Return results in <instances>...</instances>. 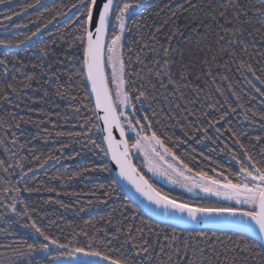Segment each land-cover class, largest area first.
Segmentation results:
<instances>
[{"label":"trees","instance_id":"16d2710c","mask_svg":"<svg viewBox=\"0 0 264 264\" xmlns=\"http://www.w3.org/2000/svg\"><path fill=\"white\" fill-rule=\"evenodd\" d=\"M76 2L77 0H40L35 8L29 9L20 17H13L12 23L27 24L26 28L12 27L9 21L3 19V16L10 14V10L19 11L27 3L35 4L36 0H12L7 6L0 5V39L22 40L25 35H31L32 32L40 29L31 41H26L19 47L0 48V61H6L10 71V75L6 78L7 82L16 83L20 88L19 92L11 94L10 103L0 101V122H5L4 127H0V141H3L0 143V160L6 161V166L11 165L9 173L0 168V212L5 211V204L12 203L13 197L21 201L16 205L18 211L24 212L27 208V216L19 217L20 224L13 226L11 235L0 234V243L8 244L25 240L28 243L42 241V237H39L33 230L22 226L32 223V220L27 218L31 216L39 227L50 235L58 237L62 243L68 244L67 250H59L65 254L75 247H84L86 251L99 250L114 257H118L121 252L134 255L131 243H124V236H121L119 241H113L111 245L100 243V241L111 239L117 227L121 226L118 223L121 221L125 227L128 224L133 225V234H137L135 229L142 227L145 223L150 225L151 231L145 228V238L149 243L157 239L154 233H159V240L163 242L164 235H170L173 226L160 223L145 214L124 194L117 183L113 184L115 179L107 158L101 151L104 147L98 130V122L93 115V102L91 99L89 103L90 94L85 76L79 71L82 68L83 49L79 44L78 24L70 22L67 16L59 14L64 12L72 16L75 12L72 4ZM239 2L245 6L248 4V0H239ZM141 3L144 7L134 10V14L127 19L129 30L125 31L122 41L126 58L127 55H131L133 68L135 71H140L141 67L135 64L137 56L141 58L146 56L147 61L150 62L154 58V53L149 50L150 48L158 49L161 45L171 47L173 61L171 70L174 74H178L181 70L186 72L190 83V87L186 90L187 100L195 101V103L188 102L187 111H185V102L177 101L182 107L172 113L176 117L175 120H164L168 125L164 131L172 136L173 141L177 137L187 141L174 151L189 163V166L193 168L192 173L203 170L208 173L209 177L220 175L221 172L227 176L229 172L238 169L237 161L241 159L242 152L232 132L247 133L241 136V142L248 148L252 147L257 136L264 138L262 122L258 117L245 119L243 111L238 106L239 102L228 87L231 83L232 89L240 92L241 95L244 93L256 95L254 100H248L246 96L245 103L257 111H264V104L261 103V99L264 98L259 97L249 88L244 76L260 86L258 81L250 73L242 74L238 70V60L236 63H230L226 69L224 65L228 62V57L221 59L217 56L216 60L212 59L214 55H217V49L221 45H226L227 39L231 38L232 26L221 27L212 21L211 12L201 9V0H141ZM203 3L207 5L208 0H203ZM221 3H227V0H213L212 6L216 8ZM193 4L197 7H191ZM228 11L232 12L233 9L229 8ZM173 13L176 15L174 16ZM193 15L197 17L196 20L192 19ZM75 20L76 17L72 16V21ZM200 20H204L205 24L201 25ZM113 22L117 23L114 18ZM222 24L221 20L220 25ZM255 26L260 27L259 24ZM156 28H160V32H156ZM249 31H251L250 28ZM173 32L176 35L169 43L167 37ZM152 34L155 35L154 40L151 38ZM220 36H224L225 39L220 40ZM134 41L138 42L134 43ZM243 41L248 45V50L247 53L241 52L242 45L237 44L238 58L251 63L257 69V75H261L259 69L264 67V56L261 55L264 53V34L252 32L249 35L245 32ZM41 49L46 50L48 55L45 56ZM42 59L46 65V70L43 72L40 68L32 67ZM205 59L209 61L207 65L203 63ZM20 61H23L25 67L20 68ZM48 65L51 67L47 68ZM149 66H151L150 63ZM17 68H20V71H17ZM209 69L213 73L212 76L207 75ZM0 72H3L2 66H0ZM53 72L57 75L53 76ZM26 75H34L36 79L27 81ZM224 75H228L230 81H222L221 77ZM4 82V78H0V85ZM26 84L31 86L24 87ZM57 85L63 86L60 91L66 95L63 97L56 95ZM197 85L203 89L199 95L193 91ZM217 87L223 90V95L216 91ZM45 91L48 92L47 96L44 95ZM166 94L170 99H175L172 97V86H169ZM72 96L77 97L78 101L72 100ZM226 98L229 104L236 108V111H231L229 105L224 104ZM217 101H219L217 104L219 111L208 107L209 104H216ZM15 104H20V108H15ZM137 107L141 106L137 104ZM75 108H80V112L76 113ZM144 108L146 111H141L138 115L151 116L153 109L160 111L161 103L154 102L150 108L145 104ZM188 112H193L194 115H189ZM224 113L226 115L221 119ZM17 123L19 124L18 129L15 128ZM9 125L12 126L10 130H8ZM156 127L159 128V125ZM203 129H207V132L205 133ZM216 129L220 131L217 132ZM13 131L16 133L15 144L11 142ZM57 132H84L86 135L81 137L57 136ZM130 135L134 136V133ZM91 140H95L100 147L94 148ZM62 144H67L68 147L61 148ZM171 144L172 141L169 142V146ZM29 149H34V151H29ZM131 154L134 164L143 176L163 193L178 198V202L230 204L223 200L193 196L158 180L150 179L143 168L142 160L134 156L132 151ZM50 155L61 158L48 160ZM69 156L75 158L69 159ZM44 163H47L44 168L20 180L21 171L27 173L29 168L36 169ZM101 164H106L109 170L95 171L80 176L72 175L81 168L96 167ZM8 181H11V184ZM12 184L20 189L19 193L5 191L11 188ZM100 185H105V188H101ZM25 187L39 189V191L28 192L24 190ZM109 190L111 191L110 196L105 194ZM101 201H106V203H101ZM62 204L68 207H62ZM109 213H112L111 223H109ZM9 215L14 214L9 213ZM133 216L136 219L133 220ZM3 227L6 225L0 223V228ZM180 229L185 228L177 227V233L181 237L187 236L188 232L193 230L186 229L187 231L181 232ZM203 230L209 232L211 237L209 244H215L217 248L221 241L228 242L229 238L244 239L248 243L257 242L251 236L238 232ZM0 254L11 255V250L0 248ZM163 258L167 259V257ZM34 259L39 261L46 257L43 253H37ZM172 261L176 264L175 255ZM137 264H140V258H137ZM213 264H215L214 258Z\"/></svg>","mask_w":264,"mask_h":264},{"label":"snow or ice","instance_id":"6c2138e0","mask_svg":"<svg viewBox=\"0 0 264 264\" xmlns=\"http://www.w3.org/2000/svg\"><path fill=\"white\" fill-rule=\"evenodd\" d=\"M11 2L12 0H0V5L7 6ZM39 3L40 0H36L35 4L27 3L23 5L19 11L10 10V14L4 15L3 19L9 21L14 28H26L27 24L12 23L13 17H20L22 14L27 13L29 9L35 8ZM212 5L213 0H208L207 5L201 0L200 7L209 10L212 21L219 26H232L231 38L227 39L226 45H221L217 49V55H214L212 59L216 60L217 56L221 59L228 57L229 60L224 65L226 69L230 63H236L238 60V70L242 74L244 72L250 73L260 85L257 86L253 80L244 76L249 88L259 97L264 98V67L259 69L261 75H257V69L251 63L238 58L236 51V45L240 44L242 45L240 51L247 53L248 45L243 41L245 32H248L249 35L252 32L264 34V0H255V2L248 0L246 6L242 5L239 0H227V3H221L216 8H213ZM143 7L141 0H77L76 3L72 4V9H75L72 14L76 17L75 21H72V16H68L67 13L61 12L59 14L67 16L70 22L78 24L77 31L80 33L78 39L83 49L82 68L79 71L80 74L85 75L86 81L91 86V94L95 98L93 115L96 121L103 122L98 130L105 134L102 139L107 143V148H102L101 151L105 156L111 154V159L115 161L119 168L120 177L132 184L136 192L140 193L151 205H154V211L161 212L164 217L174 221L176 226L172 227L170 235H164L163 242L159 240L160 234L154 233L157 239L149 243L148 239L145 238V228L151 231L150 225L145 223L142 227L135 229L137 234H133V225L128 224L125 227L121 221L118 222L121 226L117 227L116 233L112 235L111 239L102 240L100 243L111 245L113 241H119L121 236H124V243H131L134 255L121 252L118 257H114L99 250L86 251L84 247H75L66 256L65 252L59 250H67L68 244L62 243L58 237L50 235L39 227L31 216H28L27 218L32 220V223L30 225L23 224L22 226L33 230L39 237H42V241L28 243L25 240L13 241L8 244L0 243V248L11 250V255L4 256L0 254V264H53L54 261H59L62 258L79 261L81 255L84 257H98L106 264H137V258H140V264H173V255L177 257L176 264H213V258L215 264H264V138L257 136L252 147L248 148L241 142V136H245L247 133L233 131L232 135L242 149L241 159L237 161L238 169L229 172L227 176L221 172L222 179L211 178L203 170L195 173L196 176L200 177V181L193 180L192 186L188 187L189 192H192L194 188H200L208 195L217 198L222 197L223 200L232 202L230 204L178 202V198L163 193L162 190L145 179L143 175H139L129 160L132 149L143 152L146 159L149 156H155L162 161L170 160L171 162L167 163V170L164 172L156 167H150L149 170L166 178L175 175L177 179L170 180L173 184L180 183L179 178L181 177H184L187 181L185 171L188 173L193 172V168L189 166V163L174 151V149L186 144L187 141L179 137L173 141L172 136L164 131L168 127L164 120H175L176 117L172 113L182 107L181 103L177 101L185 102V111H187L186 105L188 102L195 103V101L187 100L186 90L190 87L188 75L183 70L178 74L172 72L171 65L173 61L170 46L161 45L158 49L155 47L150 48L149 50L154 53V58L150 62L147 61L146 56L144 58L137 56L135 64L141 67L140 71H135L131 55H127L126 58L123 51L122 37L125 31L129 30L127 19L134 14V9H142ZM191 7L196 8L197 5L193 4ZM229 8H232L233 11L229 12ZM173 15L175 16L176 13H173ZM113 18L118 24L113 22ZM192 19L196 20L197 17L193 15ZM221 20L223 21L222 25H220ZM199 23L204 25L205 21L200 20ZM255 24H259L260 27H256ZM206 26L210 27V25ZM117 27L119 30L115 31L114 29ZM249 28L251 31H249ZM160 30V28H156V32H160ZM39 31L38 28L31 35H25L22 40L0 39V45L5 48L19 47L26 41H31ZM175 35L176 33L173 32L167 37L169 43ZM151 38L154 40L155 35L152 34ZM219 39L224 40L225 37L220 36ZM137 42L134 41V43ZM41 51H44L45 56L48 55L46 50L41 49ZM129 52H131V49H129ZM261 55L264 56V53H261ZM19 63L20 68L25 67L23 61ZM149 63L151 66H149ZM203 63L207 65L209 61L205 59ZM0 66L3 67L0 78H4L5 81L0 85V101L10 103L11 94L19 92L20 88L16 83L7 82L6 78L10 75L7 62L0 61ZM32 67L40 68L42 72L46 70L43 59L38 64L32 65ZM50 67V65L47 66V68ZM20 68L16 70L20 71ZM52 75L56 76L57 74L53 72ZM207 75H213L210 69L207 71ZM25 79L33 81L36 78L34 75H26ZM13 80H15L14 76ZM221 80L230 81V77L224 75ZM215 82V79H213V83ZM30 86V84L24 85V87ZM169 86H172V97L175 99H170L166 94ZM61 87L63 86L57 85L56 95L63 97L66 93L60 91ZM228 87L239 102L238 106L243 111L245 119L258 117L262 122L261 127H264V111H257L245 103L246 96L248 100H254L256 95L250 93L241 95L240 92L232 89L231 83ZM193 91L199 95L203 89L197 85ZM216 91L223 95V90L220 87H217ZM44 95L47 96L48 92L45 91ZM71 99L78 101L75 96H72ZM154 102L161 103L160 111L153 109L151 116L138 115L141 111H146L145 104L150 108ZM89 103H91V97H89ZM261 103L264 104V99H261ZM137 104L141 107L138 108ZM217 104H219V101L216 104H209L208 107L219 111ZM224 104H228L231 111H236V108L229 104L227 98L224 100ZM14 107L20 108V104H15ZM220 107H223V105H220ZM74 111L79 113L80 108H75ZM188 114L194 115L193 112H188ZM224 115L226 113L221 115V119ZM13 119H15L14 116ZM89 122L91 121L89 120ZM4 124L5 122H0V127H4ZM157 125H159V128L156 127ZM11 127L9 125L8 130ZM15 128H19L18 123L15 124ZM197 131H200V129H197ZM203 131L206 133L207 129H203ZM216 131L219 132L220 130L216 129ZM115 133L119 134V139ZM131 133H134V136L130 135ZM11 135L13 137L11 142L15 144L16 133L13 131ZM56 135L81 137L85 136L86 133L57 132ZM170 141H172L171 146H169ZM90 142L94 148L100 147L95 140ZM0 143H3V141H0ZM66 147H68L67 144L61 145V148ZM29 151H34V149H29ZM76 155H80V153H76ZM13 156H15V153H13ZM60 158V156L50 155L47 159L59 160ZM68 158L74 159L75 157L69 156ZM36 159L39 158L36 157ZM10 167L11 165L6 166V161L0 160V168L4 172L9 173ZM40 167H43V164ZM108 170L106 164H101L96 167L81 168L72 175L80 176L95 171L105 172ZM32 171L34 170L28 169V172ZM26 176L27 173L21 171L20 180H24ZM8 183L11 184V181H8ZM115 183L116 181H113V184ZM184 186L187 187L186 182ZM100 187L105 188V185H100ZM24 190L28 192L39 191V189L29 187H25ZM5 191L19 193L20 189L12 184L11 188H7ZM49 191H52V189H49ZM72 194L77 195L76 193ZM92 194L95 195V193ZM105 194L110 196L111 191L109 190ZM17 203H21V201L17 197H13L12 203L5 204V211L0 212V223L6 225V227L0 228V234L11 235L13 226L20 224L19 217L27 216V208L24 212H20L17 210ZM101 203H106V201H101ZM61 206L68 207V205L63 204ZM9 213L14 215H9ZM111 219L112 213H109V223H111ZM132 219L134 220L136 217L133 216ZM187 223L228 225L239 228L244 233H256L259 240L255 243H248L244 239L232 240L229 238L228 242L221 241L219 248H217L215 244H209L211 237L209 232L203 229L198 231L193 229L184 237L178 235L177 226ZM180 231L187 230L180 229ZM105 235L107 234L105 233ZM89 249H91V245H89ZM37 253H43L46 259L39 261L34 259ZM73 253L76 255L73 256ZM163 257H167V259ZM79 264H89V261H79Z\"/></svg>","mask_w":264,"mask_h":264},{"label":"water","instance_id":"95a60500","mask_svg":"<svg viewBox=\"0 0 264 264\" xmlns=\"http://www.w3.org/2000/svg\"><path fill=\"white\" fill-rule=\"evenodd\" d=\"M0 48L4 49L5 47L0 45ZM8 48H10V47H8ZM85 82H86V86H87L88 92L90 94V97L92 99L93 106H95V98L91 94V86L86 81V77H85ZM97 122H98V126L100 128L102 126L103 122L102 121H97ZM100 134H101V137H103L105 135L102 132H100ZM115 135L119 139V134L115 133ZM102 142H103V147L107 148V143L105 141H103V139H102ZM106 158H107L111 173H112L116 183L118 184V186L121 188V190L124 192V194L129 199H131L145 214H147L148 216H150L154 220H156V221H158L160 223L166 224V225L176 226L174 221H172L171 219H169L167 217H164L161 212L154 211L155 206L151 205L143 196L140 195V193L136 192L135 187L132 184L128 183L127 180H124L123 178L120 177L119 168H118L117 164L115 163V161H113L111 159V154L106 156ZM129 160H130L131 164L133 165V167L136 168L137 173L139 175H143L137 169L136 165L134 164L131 151H130ZM46 164L47 163H44L43 167H39V168L33 169L34 171H32V172H27V175L35 173V172H38L39 170L44 168ZM177 227L185 228V229H211V230L233 231V232H238V233H242V234L251 236L256 241L259 240L258 234H256V233H244L241 229L236 228V227H231V226H228V225L203 224V223H187V224H180ZM75 255L76 254L73 253V256H75ZM66 256H67V254H66ZM84 260L89 261V264H106L105 261L101 260L98 257H84V256L81 255L79 257V261H84ZM79 261L76 260V259L62 258L59 261H54L53 264H79Z\"/></svg>","mask_w":264,"mask_h":264},{"label":"rangeland","instance_id":"374dc122","mask_svg":"<svg viewBox=\"0 0 264 264\" xmlns=\"http://www.w3.org/2000/svg\"><path fill=\"white\" fill-rule=\"evenodd\" d=\"M136 10V9H134ZM133 10V11H134ZM118 24V22H117ZM118 27L116 28V31H118ZM125 34V33H124ZM124 37V35H123ZM123 37H122V41H123ZM127 111V110H126ZM133 155L134 156H137L139 157L142 162H143V168L145 170V172L147 173L148 177L150 179H155V180H158L174 189H177V190H182L188 194H191L193 196H202V197H205V198H212V199H217V200H223V198H217L216 196H212V195H208L206 193H204L203 191H201L200 188H194L192 192H189L188 191V187H191L192 186V181L195 180L197 182L200 181V177L196 176L194 173H188L185 171V177H187V181H185L184 177H181L179 178L181 180L180 183H176V184H173L170 182V180H174V179H177V177L175 175H172L171 177H164V176H160V175H157V174H154L152 171H150V167H156L158 168L161 172H164L167 170V163L168 162H171L170 160H160L158 157H155V156H149L148 159H146L145 157V154L143 152H138L136 151L135 149H132L131 150ZM211 178H214V179H222L220 175H215V177H211ZM187 183V187L184 186V183ZM225 201V200H223ZM226 202H229V201H226ZM229 203H232V202H229ZM239 207V206H238ZM247 207V206H245Z\"/></svg>","mask_w":264,"mask_h":264}]
</instances>
